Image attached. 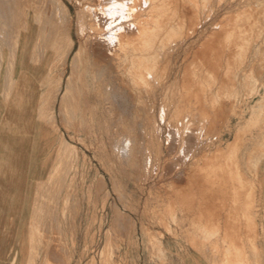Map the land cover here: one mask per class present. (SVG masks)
I'll return each instance as SVG.
<instances>
[{
  "label": "rangeland",
  "instance_id": "rangeland-1",
  "mask_svg": "<svg viewBox=\"0 0 264 264\" xmlns=\"http://www.w3.org/2000/svg\"><path fill=\"white\" fill-rule=\"evenodd\" d=\"M148 1L41 0L42 25H50L39 39L36 61L47 116L57 115L66 142L57 151V177L43 188L29 217L36 223L26 231L30 254L51 239L63 255L56 264H112L120 249L135 264L147 248L161 254V230L180 234L185 223L192 229L182 220L191 209L177 198L169 213L177 175L215 174L225 163L260 190L264 0ZM119 6L127 7L126 17ZM115 36L121 42L113 46ZM72 79L77 89L65 103L60 88ZM126 138L131 152L118 159L113 148ZM257 220L258 234L249 233L256 242L245 237L241 264H264V213ZM50 223L56 228H46ZM206 235L214 253L227 249L221 233Z\"/></svg>",
  "mask_w": 264,
  "mask_h": 264
},
{
  "label": "crops",
  "instance_id": "crops-1",
  "mask_svg": "<svg viewBox=\"0 0 264 264\" xmlns=\"http://www.w3.org/2000/svg\"><path fill=\"white\" fill-rule=\"evenodd\" d=\"M41 5V0H0V264H56L63 256L51 239L33 254L26 252L30 244L26 231L36 224L29 217L35 212L43 188L56 178L57 151L66 142L57 115L54 120L47 116L41 67L36 61L39 39L50 25L47 21L42 25ZM73 89H77L73 79L64 82L60 100L71 101ZM260 163L258 192L247 175L232 172L225 163L215 174L177 175L178 189L171 194L169 213L173 215L177 198L179 205L191 209V217L186 215L182 220L190 222L192 229L185 223L180 234L178 230L172 234L173 228L168 229L171 233L161 230V254L153 255L147 248L146 255L139 256L135 264H241L245 237H251L250 231L258 234L257 218L264 213V162ZM46 228L55 229L56 224ZM207 233H221L227 249L214 253ZM254 246L260 253L259 245ZM126 261L131 263L126 252L120 249L114 253L112 264Z\"/></svg>",
  "mask_w": 264,
  "mask_h": 264
},
{
  "label": "bare ground",
  "instance_id": "bare-ground-1",
  "mask_svg": "<svg viewBox=\"0 0 264 264\" xmlns=\"http://www.w3.org/2000/svg\"><path fill=\"white\" fill-rule=\"evenodd\" d=\"M147 1H148V0H147ZM155 1H156V0H155ZM162 1H164V0H162ZM148 2H149V1H148ZM148 2H147V4H148ZM183 2H184V1H183ZM138 3H139V2H138ZM143 3H144V2H143ZM166 4H167V3H166ZM139 5H141V4H139ZM144 5H145V4H144ZM117 6H118V5H117ZM117 6H116V7H117ZM133 6H134V5H133ZM145 6H146V5H145ZM184 6H185V5H184ZM194 6H195V5H194ZM122 7H123V6H122ZM135 7H136V6H135ZM147 7H148V6H147ZM197 7H198V6H197ZM124 8H127V7L124 6L123 9H124ZM140 8H141V7H140ZM163 8H164V7H163ZM186 8H187V7H186ZM117 9H118V7H117ZM117 9H115V10H117ZM119 9H120L121 13H123V11L125 10V9L123 10L120 6H119ZM143 9H144V8H143ZM109 10H110V9H109ZM122 10H123V11H122ZM134 10H137V9H134ZM140 10H141V9H140ZM147 10H148V9H147ZM255 10H256V9H255ZM120 11H119V12H120ZM138 11H139V10H138ZM244 11H246V9H245ZM249 11H250V10H249ZM249 11H248V12H249ZM107 12H109V11H107ZM136 12H137V11H136ZM177 12H178V11H177ZM256 12H257V10H256ZM111 13H112V12H111ZM111 13H110V14H111ZM116 13L118 14V11H117ZM125 13H126V12H125ZM125 13H123L122 16L124 15V17H126V16H125V15H126ZM137 13H138V12H137ZM140 13H141V12H140ZM166 13H167V12H166ZM188 13H189V12H188ZM190 13H191V12H190ZM250 13H252V12L250 11ZM112 14H113V13H112ZM117 14H116V16L119 15V14H118V15H117ZM148 14H149V13H148ZM163 14H164V13H163ZM179 14H180V13H179ZM240 14H241V13H240ZM138 15H139V14H138ZM151 15H154V14H151ZM167 15H168V14H167ZM173 15H174V14H173ZM5 16H6V15H5ZM139 16H140V15H139ZM148 16H149V15H148ZM163 16H164V15H163ZM191 16H192V15H191ZM238 16H239V15H238ZM153 17H154V16H153ZM166 17H167V16H166ZM177 17H178V16H177ZM187 17H188V16H187ZM233 17H234V16H233ZM255 17H256V16H255ZM134 18H135V17H134ZM136 18H137V17H136ZM156 18H157V17H156ZM192 18H193V17H192ZM195 18H198V17H194V19H195ZM143 19H144V18H143ZM145 19H146V17H145ZM151 19H152V18H151ZM159 19H160V18H159ZM163 19H164V18H163ZM166 19H167V18H166ZM175 19H176V18H175ZM183 19H184V18H183ZM183 19H182V20H183ZM190 19H191V17H190ZM194 19H192V20H194ZM178 20H179V19H178ZM6 21H7V20H6ZM149 21H150V19H149ZM161 21H162V20H161ZM166 21H167V20H166ZM174 21H175V20H174ZM174 21H173V22H174ZM180 21H181V20H180ZM233 21H234V20H233ZM23 22H24V21H23ZM147 22H148V21H147ZM147 22L144 21V23H147ZM167 22H168V21H167ZM190 22H191V20H190ZM193 22H194V21H193ZM240 22H241V21H240ZM103 23H105V22H103ZM103 23H102V24H103ZM138 23H141V22L138 21ZM138 23H137V24H138ZM159 23H160V22H159ZM229 23H231V22H229ZM241 23H242V22H241ZM252 23H253V22H252ZM23 24H24V23H23ZM152 24H153V23H152ZM156 24H157V23H156ZM162 24H163V23H162ZM191 24H192V23H191ZM195 24H196V22H195ZM195 24H194V26H195ZM233 24H234V23H233ZM242 24H243V23H242ZM247 24H248V23H247ZM104 25H105V24H104ZM131 25H132V24H131ZM141 25H142V23H141ZM141 25H140V26H141ZM147 25H148V24H147ZM185 25H186V23H185ZM192 25H193V24H192ZM100 26H102V25H100ZM144 26H145V25H144ZM144 26H143V27H144ZM157 26H158V25H157ZM157 26H155V27H157ZM241 26H242V25H241ZM246 26H247V25H246ZM261 26H262V25H261ZM130 27H131V26H130ZM141 27H142V26H141ZM143 27H142V28H143ZM149 27H150V26H149ZM159 27H160V26H159ZM182 27H183V26H182ZM192 27H193V26H192ZM196 27H197V26H196ZM244 27H245V26H244ZM250 27L253 28V27H252V24H251ZM255 27H256V26H255ZM44 28H45V27H44ZM103 28H104V27H103ZM125 28H126V27H125ZM125 28H124V29H125ZM127 28H128V27H127ZM132 28H133V27H132ZM144 28H145V27H144ZM150 28H151V27H150ZM236 28H237V27H236ZM236 28H235V29H236ZM119 29H122V28H118L116 31L118 32ZM147 29H148V28H147ZM153 29H154V28H153ZM155 29H156V28H155ZM155 29H154V30H155ZM185 29H186V28H185ZM257 29H258V28H257ZM13 30H14V29H13ZM125 30H126V29H125ZM143 30H144V29H143ZM143 30H142V31H143ZM228 30H229V29H228ZM247 30H248V29H247ZM251 30H252V29H251ZM251 30H250V31H251ZM39 31H40V30H39ZM120 31H121V30H120ZM138 31H139V30H138ZM138 31H137V32H138ZM144 31H145V30H144ZM147 31H148V30H147ZM164 31H165V30H164ZM242 31H243V30H242ZM250 31H249V32H250ZM145 32H146V31H145ZM150 32H151V31H150ZM155 32H156V31H155ZM238 32H239V31H238ZM2 33H3V32H2ZM118 33H119V32H118ZM120 33H121V32H120ZM122 33L125 34L124 32H122ZM133 33H135L134 29H133ZM141 33H142V32H141ZM146 33H147V32H146ZM174 33H175V32H174ZM188 33H189V32H188ZM191 33H192V32H191ZM234 33H236V30H234ZM258 33H260V32L258 31ZM137 34H138V33H137ZM152 34H153V33H152ZM160 34H161V33H160ZM231 34H232V33H231ZM241 34H242V33H241ZM116 35H117V34H116ZM134 35H135V34H134ZM144 35H145V34H144ZM149 35H150V33H149ZM175 35H176V34H175ZM178 35H179V33H178ZM256 35H257V33H256ZM0 36H1V35H0ZM82 36H83V35H82ZM94 36H95V35H94ZM94 36H93V37H94ZM117 36H118V35H117ZM126 36H127V35H126ZM126 36L123 37V38H126ZM128 36H129V35H128ZM128 36H127V38H128ZM139 36H140V35H139ZM139 36H138V37H139ZM234 36H235V35H234ZM247 36H248V35H247ZM249 36H251V35H249ZM2 37H3V36H2ZM6 37H7V35H6ZM84 37H85V36H84ZM96 37H97V36H96ZM104 37H105V35H104ZM109 37L112 38V36H109ZM132 37H133V36H132ZM132 37H131V38H132ZM145 37H146V36H145ZM145 37H144V38H145ZM161 37H162V36H161ZM244 37H246V36H244ZM4 38H5V36H4ZM98 38H99V37H98ZM100 38H101V36H100ZM116 38H117V40H119V39H118L119 37H116V36L114 37L115 41L117 42ZM127 38H126V40H127ZM151 38H152V37H151ZM151 38H150V39H151ZM233 38H234V37H233ZM253 38H254V37H253ZM83 39H84V38H83ZM112 39H113V38H112ZM133 39H134V38H133ZM133 39H132V40H133ZM140 39H141V38H140ZM142 39H143V38H142ZM145 39H146V38H145ZM152 39H153V38H152ZM213 39H214V38H213ZM224 39H225V38H224ZM236 39H237V38H236ZM248 39H249V38H248ZM98 40H99V39H98ZM98 40H97V41H98ZM108 40H109L110 42H109ZM146 40H148V39H146ZM155 40H156V39H155ZM163 40H164V39H163ZM218 40H219V39H218ZM237 40H238V39H237ZM245 40H246V39H245ZM257 40H258V39H257ZM11 41H12V40H11ZM107 41H108V42L110 43V45H111V44H112L111 42H112L113 40L111 41V39H109V38L107 37ZM130 41H131V40H130ZM5 42H6V41H5ZM8 42H9V40H8ZM8 42H7V43H8ZM104 42H105V41H104ZM116 42H115V43L113 42V46H115V44L118 45V43L121 42V41H119V42H117V43H116ZM127 42H128V41H126V43H127ZM209 42L211 43V41H209ZM216 42H217V41H216ZM233 42H235V41H233ZM238 42H239V41H238ZM247 42H248V41H247ZM82 43H83V42H82ZM128 43H129V42H128ZM142 43H143V42H142ZM148 43H149V42H148ZM212 43H213V42H212ZM214 43H215V42H214ZM214 43H213V44H214ZM236 43H237V41H236ZM93 44H94V43H93ZM102 44H103V43H102ZM124 44H125V42H124ZM221 44H222V43H221ZM234 44H235V43H234ZM41 45H42V44H41ZM97 45H98V44H97ZM108 45H109V44H108ZM155 45H156V44H155ZM206 45H207V44H206ZM218 45H219V44H218ZM223 45H224V44H223ZM232 45H233V44H232ZM8 46H9V45H8ZM111 46H112V45H111ZM127 46H128V45H127ZM207 46H209V45H207ZM214 46H215V44H214ZM214 46H213V47H214ZM220 46H221V45H220ZM224 46H225V45H224ZM242 46H243V45H242ZM134 47H135V46H134ZM134 47H133V48H134ZM142 47H143V46H142ZM153 47H154V46H153ZM203 47H204V46H203ZM205 47H206V46H205ZM209 47H210V46H209ZM239 47H240V46H239ZM112 48H113V47H112ZM122 48H123V47H122ZM136 48H138V47H136ZM210 48H212V46H211ZM218 48H219V47H218ZM234 48H236V47H234ZM8 49L10 50V48H8ZM97 49H98V48H97ZM110 49H111V48H110ZM216 49H217V48H216ZM220 49H221V48H220ZM238 49H239V48H238ZM14 50H15V49H14ZM104 50H105V49H104ZM126 50H127V49H126ZM140 50H141V49H140ZM171 50H172V49H171ZM93 51H94V50H93ZM111 51H112V50H111ZM115 51H116V50H115ZM142 51H143V50H142ZM209 51H210V50H209ZM235 51H236V49H235ZM100 52H101V51H100ZM107 52H108V51H107ZM150 52H151V51H150ZM171 52H173V51H171ZM171 52H170V53H171ZM206 52H207V51H206ZM217 52H218V50H217ZM217 52L215 53V55L217 54V56H218V53H217ZM238 52H239V51H238ZM9 53H10V52H9ZM92 53H93V52H92ZM210 53H212V52H210ZM235 53H236V52H235ZM81 54H82V53H81ZM115 54H116V53H115ZM196 54H197V53H196ZM203 54H204V52H203ZM224 54H225V53H224ZM44 55H45V54H44ZM99 55H100V53H99ZM168 55H169V54H168ZM189 55H190V54H189ZM194 55H195V54H194ZM232 55H233V54H232ZM100 56H101V55H100ZM100 56H99V57H100ZM208 56H209V55H208ZM217 56H216V58H217ZM220 56H221V54H220ZM220 56H218V57H220ZM224 56H225V55H224ZM228 56H229V58L231 57V55H228ZM233 56H234V55H233ZM104 57H105V56H104ZM97 58H98V56H97ZM210 58H211V57H210ZM100 59H101V58H99V60H100ZM103 59H105V58H103ZM111 59H112V58H111ZM214 59H215V56H214ZM219 59L221 60V57H220ZM202 60H203V59H202ZM202 60H201V61H202ZM209 60H210V59H209ZM228 60H229V59H228ZM93 61H94V60H93ZM110 61H111V60H110ZM115 61H116V60H115ZM196 61H198V60H196ZM207 61H208V60H207ZM215 62L218 63L219 60H218V61H215ZM66 63H67V62H66ZM97 63H98V62H97ZM104 63H105V62H104ZM107 63H108V61H107ZM109 63H110V62H109ZM201 63H202V62H201ZM207 63H208V62H207ZM11 64H12V63H11ZM112 64H113V63H112ZM194 64H195V63H194ZM210 64H211V63H210ZM215 64H216V63H215ZM218 64H219V63H218ZM63 65H64V64H63ZM94 65H95V64H94ZM102 65H103V64H102ZM190 65H191V64H190ZM204 65H205V64H204ZM220 65H221V62H220ZM97 66H98V65H97ZM103 66H104V65H103ZM106 66H108V65H106ZM109 66H110V65H109ZM125 66H126V65H125ZM193 66H195V65H193ZM217 66H219V65H217ZM126 67H127V66H126ZM198 67H199V66H198ZM207 67H208V65H207ZM212 67H214V65H213ZM110 68H111V67H110ZM113 68H114V67H113ZM115 68H116V67H115ZM115 68H114V69H115ZM117 68H118V67H117ZM204 68H205V66H204ZM220 69H221V68H220ZM112 70H113V69H112ZM137 71H138V70H137ZM212 71H214V70H212ZM212 71H211V73H213ZM216 71H217V70H215V72H216ZM115 72H116V71H115ZM218 72H220V71H218ZM62 73H63V72H62ZM76 73H77V72H76ZM111 73H112V72H111ZM133 73H134V72H133ZM208 73L210 74V70H209ZM6 74H7V73H6ZM135 74H136V73H135ZM148 74H149V73H148ZM188 74H189V73H188ZM115 75H116V74H115ZM186 75H187V74H186ZM214 75H215V74H214ZM216 76H217V75H216ZM101 77H102V76H101ZM97 78H98V77H97ZM111 78H112V77H111ZM147 78H148V76H147ZM185 78H186V77H185ZM190 79H191V78H190ZM203 79H204V78H203ZM113 80H114V79H113ZM185 80H186V79H185ZM205 80H206V78H205ZM209 80H210V79H209ZM115 81H116V80H115ZM124 81H125V80H124ZM113 82H114V81H113ZM4 83H5V82H4ZM109 83H110V82H109ZM115 83H116V82H115ZM119 83H120V81H119ZM215 83H216V82H215ZM56 84H57V83H56ZM115 86H116V85H115ZM121 86H122V85H121ZM96 87H97V86H96ZM110 87H111V86H110ZM222 87H223V86H222ZM222 87H221V85H220V88H222ZM124 88H125V87H124ZM121 89H122V88H121ZM6 90H7V89H6ZM110 90H112V89H110ZM126 90H128V89H126ZM102 91H103V90H102ZM191 91H192V90H191ZM7 92H8V91H7ZM221 92H222V91H221ZM194 93H195V92H194ZM86 94H87V93H86ZM86 94H84V95H86ZM114 95H116V94L114 93ZM190 95H191V94H190ZM201 95H202V94H201ZM111 96H112V95H111ZM86 97H87V96H86ZM199 97H200V96H199ZM201 97H203V96H201ZM201 97H200V98H201ZM87 98H88V97H87ZM198 99H199V98H198ZM198 101H199V100H198ZM201 101H202V100H201ZM52 102H53V101H52ZM53 103H54V102H53ZM203 106H204V105H203ZM202 108H203V107H202ZM197 109H198V108H197ZM88 110H89V109H88ZM206 110H207V109H206ZM200 112H201V111H200ZM193 113H194V112H193ZM150 114H151V113H150ZM209 114H210V113H209ZM196 115H197V114H196ZM150 116H151V115H150ZM160 116H161V115H160ZM197 116H198V115H197ZM83 117H84V116H83ZM83 117H82V118H83ZM196 118H197V117H196ZM198 118H200V117H198ZM203 118H204V116H203ZM160 119H161V118H160ZM107 120H108V119H107ZM109 121H110V120H109ZM199 121H200V120H199ZM51 122H52V121H51ZM51 122H50V123H51ZM55 122H56V121H55ZM207 123H208V122H207ZM197 124H198V123H197ZM155 125H156V124H155ZM198 125H199V124H198ZM108 126H109V125H108ZM149 128H150V127H149ZM207 128H208V127H207ZM207 128H206V129H207ZM71 129H72V128H71ZM190 129H191V128H190ZM204 129H205V128H204ZM156 131H157V130H156ZM158 132H159V131H158ZM126 139H127V138H126ZM131 149H132V148H131ZM59 165H60V164H59ZM214 170H215V169H214ZM216 173H217V172H216ZM65 174H66V172H65ZM62 175H63V174H62ZM217 175H218V174H217ZM211 176H212V175H211ZM52 177H53V176H52ZM56 177H57V176H56ZM216 178H217V176H216ZM214 182H215V181H214ZM62 184H63V183H62ZM62 184H61V185H62ZM218 185H219V184H218ZM210 188H211V187H210ZM212 188H213V187H212ZM224 188H225V187H224ZM224 191H226V190H224ZM213 192H215V191H213ZM220 193H221V192H220ZM228 193H229V192H228ZM224 194H226V193L224 192ZM214 195H215V194H214ZM216 195H217V194H216ZM222 195H223V193H222ZM235 195H236V194H235ZM212 197H213V196H212ZM233 197H234V196H233ZM222 198H224V196H223ZM215 199H216V198H215ZM220 199H221V198H220ZM220 199H219V200H220ZM227 199H229V198L227 197ZM238 200H239V199H238ZM224 201H225V200H224ZM235 202H236V201H235ZM247 204H248V203H247ZM219 205H220V204H219ZM237 205H238V204H237ZM237 205H236V206H237ZM245 206H246V205H245ZM214 207H215V205H214ZM225 207H226V206H225ZM226 208H227V207H226ZM235 208H236V207H235ZM224 210H225V209H224ZM237 216H238V215H237ZM239 216H240V215H239ZM235 217H236V216H235ZM239 218H240V217H239ZM240 221H241V220H240ZM250 224H251V223H250ZM253 226H254V224H253ZM247 227H248V224H247ZM251 227H252V225H251ZM249 228H250V227H249ZM255 228H256V227H255ZM255 228H254V229H255ZM250 230H252V228H251ZM239 231H240V230H239ZM246 231H247V228H246ZM250 232H251V231H250ZM250 232H249V233H250ZM235 233H236V232H235ZM237 233H238V232H237ZM238 234H239V233H238ZM238 234H236V235H238ZM250 235H251V234H250ZM226 236H227V235H226ZM227 237H228V236H227ZM251 237H252V235H251ZM234 239H235V238H234ZM234 239H233V240H234ZM253 239H254V238H253ZM225 240H226V239H225ZM253 242H254V241H253ZM232 243H233V242H232ZM239 243H240V242H239ZM239 243H238V246H239ZM235 245H236V244H235ZM253 245H254V244H253ZM226 246H227V245H226ZM242 246H243V245H242ZM228 247H229V246H228ZM236 247H237V246H236ZM241 248H242V247H241ZM243 248H244V246H243ZM244 249H245V248H244ZM257 249H258V248H257ZM258 251H259V250H258ZM241 253H242V252H241ZM231 255H232V254H231ZM255 255H256V254H255ZM232 256H233V255H232ZM227 257H228V256H227ZM225 258H226V257H225ZM224 260H225V259H224ZM240 261H241V260H240ZM230 262H231V261H230Z\"/></svg>",
  "mask_w": 264,
  "mask_h": 264
},
{
  "label": "clouds",
  "instance_id": "clouds-1",
  "mask_svg": "<svg viewBox=\"0 0 264 264\" xmlns=\"http://www.w3.org/2000/svg\"><path fill=\"white\" fill-rule=\"evenodd\" d=\"M113 151L117 155L118 159L126 158L131 152V141L127 139L123 140V146L121 147L118 143L113 148Z\"/></svg>",
  "mask_w": 264,
  "mask_h": 264
}]
</instances>
